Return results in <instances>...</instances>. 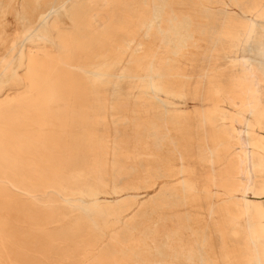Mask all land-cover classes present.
<instances>
[{"label": "bare ground", "instance_id": "obj_1", "mask_svg": "<svg viewBox=\"0 0 264 264\" xmlns=\"http://www.w3.org/2000/svg\"><path fill=\"white\" fill-rule=\"evenodd\" d=\"M0 47V264H264V0H0Z\"/></svg>", "mask_w": 264, "mask_h": 264}, {"label": "rangeland", "instance_id": "obj_2", "mask_svg": "<svg viewBox=\"0 0 264 264\" xmlns=\"http://www.w3.org/2000/svg\"><path fill=\"white\" fill-rule=\"evenodd\" d=\"M28 1L29 0H23V1L19 0V2L23 4V9L25 11L26 17L28 16V19L31 20L33 17V13H35L37 11H43V7L45 9V6H48L50 3L53 4L54 2L57 3L58 0H56V1L54 0V2H53V0L52 1L50 0L51 2L48 5H46V4L49 2V0L48 1L46 0L47 1L46 3L43 0H30V2H28ZM40 1H41V3H40ZM2 2L5 3V2H7V0H2ZM34 2L38 3V5H39V8H36V11L35 10L33 11V9H31ZM43 2L45 3V5ZM30 3H31V5H30ZM41 8H42V10H41ZM5 19L9 22L8 26L5 27V31L7 34H11V33H13L14 30L19 29V26H17L15 24L14 19L11 15H7ZM1 50H2V47H0V51ZM191 106H192V104L188 103L187 107L190 108ZM143 192H144L143 190L138 191V193H140L141 195L143 194Z\"/></svg>", "mask_w": 264, "mask_h": 264}]
</instances>
